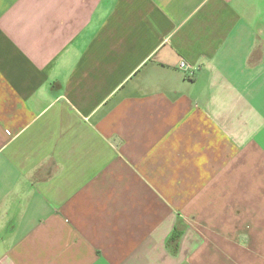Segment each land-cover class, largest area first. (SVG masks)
I'll return each instance as SVG.
<instances>
[{"label":"crops","instance_id":"crops-1","mask_svg":"<svg viewBox=\"0 0 264 264\" xmlns=\"http://www.w3.org/2000/svg\"><path fill=\"white\" fill-rule=\"evenodd\" d=\"M0 264H264V0H0Z\"/></svg>","mask_w":264,"mask_h":264},{"label":"built area","instance_id":"built-area-1","mask_svg":"<svg viewBox=\"0 0 264 264\" xmlns=\"http://www.w3.org/2000/svg\"><path fill=\"white\" fill-rule=\"evenodd\" d=\"M178 68L181 70V71H183V72H185V73H190L191 71H192V64L191 63H189L188 61H186V60H182L181 62H180V66H178Z\"/></svg>","mask_w":264,"mask_h":264}]
</instances>
